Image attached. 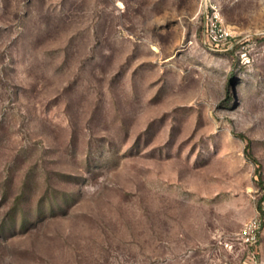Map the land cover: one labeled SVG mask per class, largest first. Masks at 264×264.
Returning a JSON list of instances; mask_svg holds the SVG:
<instances>
[{"label":"rangeland","instance_id":"1","mask_svg":"<svg viewBox=\"0 0 264 264\" xmlns=\"http://www.w3.org/2000/svg\"><path fill=\"white\" fill-rule=\"evenodd\" d=\"M248 144L264 0H0V264H264Z\"/></svg>","mask_w":264,"mask_h":264},{"label":"built area","instance_id":"2","mask_svg":"<svg viewBox=\"0 0 264 264\" xmlns=\"http://www.w3.org/2000/svg\"><path fill=\"white\" fill-rule=\"evenodd\" d=\"M210 34L213 36V38H223L225 32L222 26L218 23H212L210 29H208ZM262 220L258 219L255 220L253 225L250 227L249 231L246 232L247 242L249 243H257L259 239V230L262 227ZM227 246H230L228 243Z\"/></svg>","mask_w":264,"mask_h":264},{"label":"trees","instance_id":"3","mask_svg":"<svg viewBox=\"0 0 264 264\" xmlns=\"http://www.w3.org/2000/svg\"><path fill=\"white\" fill-rule=\"evenodd\" d=\"M242 138H244L245 140L246 137L244 135H240ZM245 153H246V156L257 166L256 168V171H257V175H259V184L261 187H264V182L262 181L261 179V175H260V164H259V161L257 160V158L253 155L252 151H251V147H250V144L247 145L246 149H245ZM264 201L261 200L260 203H259V208L262 209V202Z\"/></svg>","mask_w":264,"mask_h":264}]
</instances>
